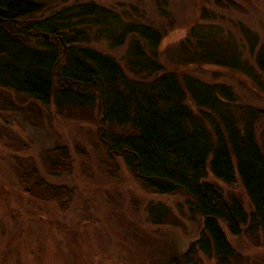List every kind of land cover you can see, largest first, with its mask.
Wrapping results in <instances>:
<instances>
[{
    "label": "trees",
    "instance_id": "trees-1",
    "mask_svg": "<svg viewBox=\"0 0 264 264\" xmlns=\"http://www.w3.org/2000/svg\"><path fill=\"white\" fill-rule=\"evenodd\" d=\"M44 1L0 0V88L57 108H81L97 98L102 119L122 129L102 136L107 158L120 157L131 174L158 194L182 192L201 218L197 237L170 264H178L179 258L191 262L200 254L223 264L234 254L226 231L232 236L243 230L264 233V141L258 143L254 129L258 109L239 104L224 83L167 70L157 54L162 33L152 26L123 22L92 1L48 0L53 1L49 11ZM192 28L188 35L199 61L230 70L246 68L221 41L220 30L207 28L213 32L200 34ZM89 31L110 46L125 43L128 73L90 45ZM186 51L180 54L182 62L195 56ZM254 60L264 80V51L258 49ZM138 74L143 75L134 77ZM251 78L253 87L261 89L257 76ZM44 154L51 176L71 171L66 146L50 147ZM208 172L224 183L238 177L251 210L234 197H224L206 180ZM28 179L26 192L47 189L55 200L71 193L63 184L45 181L35 168L21 176L22 184ZM160 210L148 207L151 223L160 222Z\"/></svg>",
    "mask_w": 264,
    "mask_h": 264
},
{
    "label": "rangeland",
    "instance_id": "rangeland-1",
    "mask_svg": "<svg viewBox=\"0 0 264 264\" xmlns=\"http://www.w3.org/2000/svg\"><path fill=\"white\" fill-rule=\"evenodd\" d=\"M75 1H92L116 13L123 22H143L159 30L162 40L157 54L167 70L191 74L208 83H224L239 104L257 108L254 129L262 144L264 80L254 54L258 49L264 51L263 0L67 3ZM52 2H43L45 11L52 8ZM191 28L205 34L213 32L207 28L220 30L221 41L235 50L246 72L195 58L199 56L188 35ZM89 34L90 45L112 56L128 73L125 43L110 46L94 31ZM184 49L195 55V60L182 62ZM252 75L262 82L261 89L253 87ZM242 111L236 108L237 113ZM120 131L102 119L97 98L81 108H57L0 88V264H170L171 259H178L197 237L201 218L191 210L189 198L182 192L158 194L131 174L120 157L115 161L107 158L102 136ZM60 145L68 149L71 171L51 176L44 153ZM32 168L48 183L63 184L71 193L55 200L47 189L26 192L30 181L23 185L21 176ZM206 180L224 197H234L246 211L251 210L238 177L224 183L208 172ZM151 206H161L159 223L150 222ZM226 233L234 254L223 264H264V233ZM182 259L178 264H221L202 254L192 257L191 262Z\"/></svg>",
    "mask_w": 264,
    "mask_h": 264
},
{
    "label": "water",
    "instance_id": "water-1",
    "mask_svg": "<svg viewBox=\"0 0 264 264\" xmlns=\"http://www.w3.org/2000/svg\"><path fill=\"white\" fill-rule=\"evenodd\" d=\"M44 37H46V35L44 34Z\"/></svg>",
    "mask_w": 264,
    "mask_h": 264
}]
</instances>
